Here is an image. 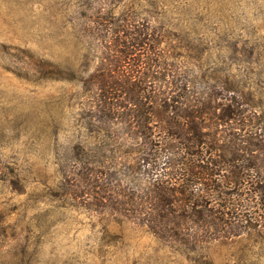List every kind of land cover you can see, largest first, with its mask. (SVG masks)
Wrapping results in <instances>:
<instances>
[{
  "label": "trees",
  "instance_id": "16d2710c",
  "mask_svg": "<svg viewBox=\"0 0 264 264\" xmlns=\"http://www.w3.org/2000/svg\"><path fill=\"white\" fill-rule=\"evenodd\" d=\"M87 21L79 77L64 78L87 120L63 171L74 200L183 253L263 234L264 114L164 25L128 10Z\"/></svg>",
  "mask_w": 264,
  "mask_h": 264
},
{
  "label": "rangeland",
  "instance_id": "374dc122",
  "mask_svg": "<svg viewBox=\"0 0 264 264\" xmlns=\"http://www.w3.org/2000/svg\"><path fill=\"white\" fill-rule=\"evenodd\" d=\"M126 10L186 37L264 114V0H0V264H264V233L183 253L67 190L87 121L64 79L84 64L78 31Z\"/></svg>",
  "mask_w": 264,
  "mask_h": 264
}]
</instances>
